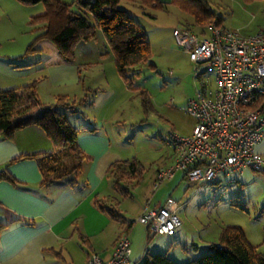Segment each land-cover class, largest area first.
<instances>
[{"label": "crops", "instance_id": "crops-1", "mask_svg": "<svg viewBox=\"0 0 264 264\" xmlns=\"http://www.w3.org/2000/svg\"><path fill=\"white\" fill-rule=\"evenodd\" d=\"M91 41L101 43L102 47L93 50ZM35 48L27 55L26 47L23 53L0 54V90L19 88L36 80L39 109L55 105L57 95L67 96L69 102L71 97L77 100L79 94L81 105L74 109L57 108L77 129L75 142L84 158L72 181L70 176H64L43 183L38 162L31 155L53 154L59 149L44 130L30 124L16 129L11 138L0 134V264H86L90 253H99L107 260L119 234L125 228L129 233L137 225L133 228L135 219L120 207L110 172V165L116 160L135 158L139 162L134 156L123 157L126 155L122 145L134 91L117 72L113 54L100 30H96L94 39L77 43L71 61L62 59L49 40H38ZM58 87L61 91L52 94ZM42 94L46 101H42ZM194 125L195 118L192 129ZM127 137L125 141L132 136ZM162 139L171 145L168 139ZM127 142L125 146L131 144ZM256 150L264 157V138ZM61 161L69 165L77 157H61ZM170 164L157 167L153 181L157 170ZM137 186L128 184L131 189ZM164 200L151 205L146 199L139 214L146 205L159 207ZM99 205L114 208L120 219H114ZM137 231L142 234L141 227ZM139 241L130 240L128 264L141 256ZM167 254L178 263L187 262L183 256L170 255V249Z\"/></svg>", "mask_w": 264, "mask_h": 264}, {"label": "rangeland", "instance_id": "rangeland-1", "mask_svg": "<svg viewBox=\"0 0 264 264\" xmlns=\"http://www.w3.org/2000/svg\"><path fill=\"white\" fill-rule=\"evenodd\" d=\"M72 3L76 0H62ZM163 8L147 5L140 0H122L119 7L124 8L144 29L150 43V56L130 67L128 81L133 89L132 111L125 122V136L122 137L123 157H136L143 174L138 186L129 187L130 196L118 195L122 209L129 217L136 219L145 200L152 205L164 200L168 195L178 202L177 215L182 228L175 235H153L145 225L134 222L135 229L130 230V240L140 238L142 248L134 263L141 264L145 257L153 253L183 256L186 261L199 257L209 251L210 243L219 240L223 227L235 225L242 229L247 242L258 253L264 254V169L255 171L246 169L237 182H228L226 178L216 183L191 182L183 178L182 171L164 180L154 190L153 174L157 167L173 161V149L165 144L168 131L187 134L192 130L194 118L183 107L193 96L200 83L196 64L178 44L173 30L187 27L199 36L209 33V25L217 23L219 27L240 31L250 35L264 30V0H161ZM207 12L212 23L198 22L194 12ZM44 11V3L24 4L17 0H0V54L15 55L23 53L25 47L36 39L41 24L31 25L30 17ZM93 50L101 43L91 41ZM47 55L49 52H46ZM207 74L213 75L211 70ZM53 90V89H52ZM51 90V91H52ZM140 90H144L151 107L145 111L141 105ZM61 88H55L52 94ZM77 100L81 101L79 94ZM68 98L65 95H57ZM42 101H46L41 95ZM69 99V98H68ZM69 101V102H71ZM137 104L135 105V103ZM39 110L32 107L31 113ZM130 134L131 144L126 140ZM159 135L161 138H159ZM155 179V178H154ZM125 214V213H124ZM138 227L142 234H138ZM137 255V256H139ZM136 256V257H137ZM167 256H169L167 254ZM137 259V261H136Z\"/></svg>", "mask_w": 264, "mask_h": 264}, {"label": "built area", "instance_id": "built-area-1", "mask_svg": "<svg viewBox=\"0 0 264 264\" xmlns=\"http://www.w3.org/2000/svg\"><path fill=\"white\" fill-rule=\"evenodd\" d=\"M178 44L196 64L200 83L183 109L195 118L188 135L168 131L174 149L170 165L159 168L152 188L184 171L191 182H237L246 169H264L256 145L264 138V30L243 35L231 28L209 25L199 36L187 27L175 28ZM211 70L213 75L207 74ZM178 202L172 196L161 206L146 205L134 222L151 235H173L182 228ZM133 222V223H134ZM131 243L123 230L107 260L90 253L86 264H128Z\"/></svg>", "mask_w": 264, "mask_h": 264}, {"label": "trees", "instance_id": "trees-1", "mask_svg": "<svg viewBox=\"0 0 264 264\" xmlns=\"http://www.w3.org/2000/svg\"><path fill=\"white\" fill-rule=\"evenodd\" d=\"M24 4L44 3V11L30 17L31 25L41 24V30L36 39L31 41L24 55L33 53L35 44L40 39L52 42L60 55L66 61H71L75 55V48L80 40L94 39L96 30H100L113 54L114 63L119 75L129 83L127 71L133 65L146 61L151 52L150 43L141 25L119 7L122 0H76L66 3L62 0H17ZM137 1V0H130ZM147 5L163 8L165 2L161 0H140ZM194 12L198 22L212 23L210 15L204 10ZM217 25V23H214ZM218 26V25H217ZM37 81L19 88L0 90V134L11 138L13 132L26 125L40 126L48 135L56 153L31 155L36 158L42 173V182H49L53 178L70 176V181L81 167L84 158L75 142L77 129L67 120L64 112L58 106L74 109L82 104L81 101L67 102L59 96L55 105L41 107L31 113L32 107L40 106L36 94ZM139 91V90H138ZM141 105L147 111L151 101L144 90H140ZM75 155L77 161L69 165L61 161V157ZM143 166L135 159L116 160L110 165L114 189L124 196H128L129 187L137 185L143 174ZM14 182V178L6 176ZM98 204V203H97ZM102 210L118 220L120 215L114 208ZM132 223H128L131 226ZM153 235L148 236L150 239ZM209 251L185 263H178L165 253H153L145 257L141 264H264V254L258 253L250 245L242 229L235 225L222 228L219 240L210 243Z\"/></svg>", "mask_w": 264, "mask_h": 264}]
</instances>
